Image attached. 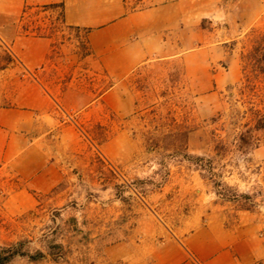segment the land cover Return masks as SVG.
Returning <instances> with one entry per match:
<instances>
[{
    "label": "rangeland",
    "instance_id": "rangeland-1",
    "mask_svg": "<svg viewBox=\"0 0 264 264\" xmlns=\"http://www.w3.org/2000/svg\"><path fill=\"white\" fill-rule=\"evenodd\" d=\"M121 3L131 15L168 7L157 11L154 53L121 81L105 76L83 29L60 24L59 9L30 11L23 22L52 42L38 73L25 70L0 35V108L10 107L18 81L36 75L62 106L55 131L69 126L78 135L68 176L48 193L0 165V247L24 242L45 256L11 264H103L105 248L140 239L149 213L158 232L186 231L188 215H215L230 229L258 225L264 244V128L242 143L249 120L236 94L241 55L252 34L264 33V0ZM172 132L187 134L167 137ZM218 143L224 149L216 153ZM188 157L210 165L207 181ZM57 245L64 257L52 261L48 248Z\"/></svg>",
    "mask_w": 264,
    "mask_h": 264
},
{
    "label": "crops",
    "instance_id": "crops-1",
    "mask_svg": "<svg viewBox=\"0 0 264 264\" xmlns=\"http://www.w3.org/2000/svg\"><path fill=\"white\" fill-rule=\"evenodd\" d=\"M52 5L61 6V10L56 9L62 11L64 26L89 30L88 45L105 76L115 81L127 78L154 53L156 42L151 34L162 22L157 11L168 9L154 7L131 15L118 0H0L3 42L17 62L32 73H38L48 62L52 42L47 37L23 35L19 20L25 7ZM117 13L120 18H109ZM35 77L18 81L10 107L0 108V165L30 190L45 194L68 176L66 161L76 150L78 135L69 126L55 131L59 121L56 108L62 106ZM100 99L104 100L105 94L96 101ZM136 218L140 223V217ZM184 223L191 225L186 231L158 232L149 213V228L140 239L135 237L139 235L137 228L133 243L105 248L103 264H264L258 225L230 229L215 215L204 219L188 215Z\"/></svg>",
    "mask_w": 264,
    "mask_h": 264
},
{
    "label": "trees",
    "instance_id": "trees-1",
    "mask_svg": "<svg viewBox=\"0 0 264 264\" xmlns=\"http://www.w3.org/2000/svg\"><path fill=\"white\" fill-rule=\"evenodd\" d=\"M61 6H40V7H25L20 17L19 23L21 24L22 34L25 36L34 37H46V35L39 33L38 28L31 31L29 25H25L23 22L25 16L30 11H41V10H53ZM60 24L64 26L62 11L60 12ZM66 27V26H65ZM71 30L79 31L77 27H67ZM88 33L89 30H83ZM48 38V37H47ZM241 80L236 89V94L240 97L243 104L246 105L245 114L248 117V122L244 125L246 128L244 133H241L242 143L248 144L256 140L255 132L260 131L264 128V33L252 34L250 40L249 49L241 55ZM233 95H231L232 97ZM186 132H172L167 137L186 136ZM152 149V148H148ZM215 152L218 153L223 150L224 147L221 143L214 148ZM188 161H196L195 169L199 172L202 180H208L203 174L204 172L211 170L210 165L208 167L200 165L203 160L201 158L188 157ZM215 186H221L220 183L214 182ZM216 196L222 197L219 192H215ZM245 199H250L248 195H242ZM225 199V198H224ZM245 211H249L248 208H242ZM48 256L52 261L62 260L64 255L61 246H50ZM56 251V252H55ZM44 254L40 251H36L34 254H30L28 250L24 248V242H18L11 245H5L0 247V264H11L16 259H27L29 262H35L44 259Z\"/></svg>",
    "mask_w": 264,
    "mask_h": 264
},
{
    "label": "built area",
    "instance_id": "built-area-1",
    "mask_svg": "<svg viewBox=\"0 0 264 264\" xmlns=\"http://www.w3.org/2000/svg\"><path fill=\"white\" fill-rule=\"evenodd\" d=\"M62 113H63V119H64V120H71V117L69 116L68 113L63 112V111H62Z\"/></svg>",
    "mask_w": 264,
    "mask_h": 264
}]
</instances>
